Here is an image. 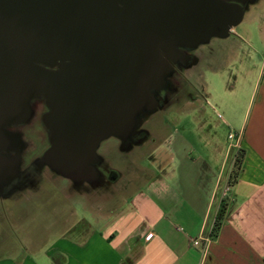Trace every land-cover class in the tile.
Returning <instances> with one entry per match:
<instances>
[{"label":"water","instance_id":"obj_1","mask_svg":"<svg viewBox=\"0 0 264 264\" xmlns=\"http://www.w3.org/2000/svg\"><path fill=\"white\" fill-rule=\"evenodd\" d=\"M255 0H0V181L19 172L2 155L44 100L42 162L71 181L94 173L97 149L126 139L157 107L179 58L226 38ZM20 146L23 144L20 141Z\"/></svg>","mask_w":264,"mask_h":264},{"label":"crops","instance_id":"obj_2","mask_svg":"<svg viewBox=\"0 0 264 264\" xmlns=\"http://www.w3.org/2000/svg\"><path fill=\"white\" fill-rule=\"evenodd\" d=\"M253 6L254 2L247 10L251 15ZM262 7L261 48L247 40L251 50L246 56L250 62L245 70L242 123L236 124L235 117L230 118L234 124L223 121L231 130L227 138L219 126H209L203 112L195 132L197 149L171 124L154 150L156 161L149 166L154 174L122 201V207L107 210L110 214L92 207L91 221L81 219L70 226L65 232L68 240L64 234L44 251L52 264H264ZM241 101L233 98L231 107ZM77 195L75 204L80 207L86 197ZM223 202L226 214L215 232ZM77 212L72 211L71 217ZM198 238L208 240L206 250L193 245ZM30 247L25 245L23 260L17 264H41ZM0 264L11 263L0 260Z\"/></svg>","mask_w":264,"mask_h":264},{"label":"rangeland","instance_id":"obj_3","mask_svg":"<svg viewBox=\"0 0 264 264\" xmlns=\"http://www.w3.org/2000/svg\"><path fill=\"white\" fill-rule=\"evenodd\" d=\"M262 6L264 0H255L252 10L254 15L248 13L250 7H246L245 18L234 28L232 35L226 38H213L209 43L198 48L196 55L201 63L191 70H186L185 81L183 80L188 97L178 105L179 109L173 108L164 117H159L157 124L160 127L150 130L147 137L138 141L142 144L141 147H137L132 153H127L123 150L124 147L113 139L105 142V144H116L117 153L112 158L113 162L110 160L109 162L110 168L120 174V179L116 183L107 181L104 189L95 187L90 196H85V201L80 207L70 198L71 192L78 191L77 194L81 195L80 185L76 190L74 181L62 177L42 162L49 134L48 136L45 134L39 119L35 129L40 127L42 132L34 135V131H31V135L24 137L29 140L27 143L34 145L29 157L34 156L38 161L36 166L30 169L33 185L18 192L16 197L5 201L6 211L0 208V260H9V263L17 264L23 260L25 245H30L31 250H36L33 255L39 258L41 264H52L51 258L44 256V251L64 234L68 240L69 234L65 232L70 226L81 219L91 221L92 207L97 211H103V214H110L107 210L114 207H122V201L130 198L154 174L149 168L156 161L154 150L163 142L160 138L168 133L171 124L178 134L191 139L197 149L199 139L195 132L200 126L201 115L204 112L208 115L205 120H208L209 126H219L228 138L231 130L224 122L234 124L230 118L235 117L236 124L242 123V113L245 109L243 103L245 70L250 62L246 60V56L251 50L250 43L261 48L258 35L263 28ZM253 16L257 17L256 20L251 18ZM235 54L239 55V59H235ZM233 85L236 86L235 90L231 87ZM233 98L242 101L231 107ZM192 101L195 103L192 104ZM193 106L194 108H191ZM153 136L159 139L152 142ZM33 145H29V148L31 149ZM107 173L108 170H105L104 174ZM75 182L81 183V181ZM39 192L42 194L40 195ZM28 197H34V202L30 203L32 206L28 203ZM27 207L28 211L25 210ZM72 211H78V215L71 217ZM55 258L61 261L60 255L56 254Z\"/></svg>","mask_w":264,"mask_h":264},{"label":"flooded vegetation","instance_id":"obj_4","mask_svg":"<svg viewBox=\"0 0 264 264\" xmlns=\"http://www.w3.org/2000/svg\"><path fill=\"white\" fill-rule=\"evenodd\" d=\"M232 32L230 33V35H232ZM200 46H197L196 48H179L184 58H179L177 62L173 64L172 71H170V74L165 78L167 81V85L165 87H161L155 92V98L158 104L157 107H155L154 110L147 111L145 115L140 116L141 124H139V126L134 129L131 136L126 139L118 137H111L109 139H113L114 142L123 146V150H125V152L132 153L136 150L137 147L142 146L140 142L138 143L139 140L147 137L150 130L155 129V127H160V125L157 124V121L160 120L159 117H164L173 108L179 109L178 105L180 103H183L184 99L188 97V95H186L188 93L186 90L187 88L184 84V79L186 77L185 71L191 70L194 66H198L201 63L196 55V52ZM31 106L32 116L29 122L7 128L8 131H10L19 139V142L16 141V138L14 137L9 143L7 151L3 152L2 155L9 159L11 162L14 160H18L19 172L14 177H8L5 180L0 181V208L3 211H6L5 201L16 197L18 192L33 185L31 182L32 174L30 173V169L31 167H34V165L36 166L38 161L34 156L29 157L30 152H33L34 145L27 143L29 140L27 141V138L24 139V137L29 136L31 131H34V135H38V133L42 132V128L40 129V127L38 129H35L37 125L36 122H38L39 119L43 125L45 134L48 136L50 132L45 125V118L50 112L45 104V101H32ZM109 139L102 141L96 151L98 159L93 165L94 173L88 176L86 180L81 181L80 184L74 181L76 190L80 185V189L82 190L80 194L83 197L90 196L93 193L95 187H101L102 189L106 188L107 181L116 183L120 179V174L110 168L111 163L109 162V160L112 161V158L117 153V148L115 143L105 144V142H107ZM158 139L159 137L153 136L152 142H156ZM160 140L162 139L160 138ZM20 141L23 144L22 147L19 144ZM29 145H33L31 146V149L29 148ZM49 148L50 142L48 139L46 151ZM105 170H108L107 175L104 174ZM71 193V200L77 201V199H80V197H77L74 194L75 192ZM39 194L41 195L42 192H39ZM27 200L30 205L31 202H34V197H28ZM30 206H32V204ZM25 210L28 211L29 208L27 207Z\"/></svg>","mask_w":264,"mask_h":264},{"label":"trees","instance_id":"obj_5","mask_svg":"<svg viewBox=\"0 0 264 264\" xmlns=\"http://www.w3.org/2000/svg\"><path fill=\"white\" fill-rule=\"evenodd\" d=\"M225 214H226V210H225V204L224 202L222 203V208H221V211L217 217V220H216V224H215V232H218V230L220 229L222 223H223V220H224V217H225Z\"/></svg>","mask_w":264,"mask_h":264},{"label":"built area","instance_id":"obj_6","mask_svg":"<svg viewBox=\"0 0 264 264\" xmlns=\"http://www.w3.org/2000/svg\"><path fill=\"white\" fill-rule=\"evenodd\" d=\"M230 138L231 139H233L234 138V136L233 135H230ZM207 242H208V240H203L202 238H198V239H195V240H193V245L194 246H201L203 249H207Z\"/></svg>","mask_w":264,"mask_h":264}]
</instances>
